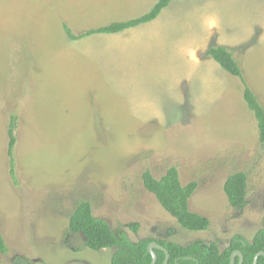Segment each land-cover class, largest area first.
Masks as SVG:
<instances>
[{"label": "rangeland", "instance_id": "obj_1", "mask_svg": "<svg viewBox=\"0 0 264 264\" xmlns=\"http://www.w3.org/2000/svg\"><path fill=\"white\" fill-rule=\"evenodd\" d=\"M157 0H0V264H110L68 231L87 200L131 243L187 246L264 230V147L244 86L205 56L225 47L264 109V0H175L135 32L93 35L138 18ZM15 119L13 175L7 127ZM174 166L196 182L189 209L208 229L181 228L142 186ZM247 175L242 207L227 177ZM137 226L136 232L129 227Z\"/></svg>", "mask_w": 264, "mask_h": 264}, {"label": "trees", "instance_id": "obj_2", "mask_svg": "<svg viewBox=\"0 0 264 264\" xmlns=\"http://www.w3.org/2000/svg\"><path fill=\"white\" fill-rule=\"evenodd\" d=\"M175 0H157L151 9L144 15L123 22H114L109 25L90 29L81 35H73L64 26V33L70 41L81 40L93 35H114L126 30L134 29L156 20L161 12ZM205 56L212 59L223 71L232 77L240 80L243 89V101L248 110L253 114L257 125L258 143L264 147V109L258 99L247 86L242 69L233 55L222 46L210 47ZM15 119H11L7 127V155L9 157V175L15 181L13 175V150L15 147L14 129ZM143 188L154 196L160 207L176 223L187 231L200 232L208 229L209 222L206 218L193 213L189 209V200L197 188L196 182H189L182 185L179 174L174 166L167 168L164 174L156 179L150 171L145 170L141 175ZM247 175L243 172L230 174L224 182L223 193L230 207L238 209L242 207L246 199ZM136 232L137 226L129 227ZM68 231L71 234L81 236L85 248L98 252L103 249H114L110 264H150L151 256L147 252V246L154 242L163 248L169 255L167 264H229L233 252H240L242 255L241 264H252L254 256L258 252L264 253V230L256 233L250 242L239 236H234L230 244L223 251H220L216 243L205 245L201 242H193L187 246H180L163 240L147 239L137 243H131L126 234L122 231L112 232L108 225L101 219L95 218L92 214V207L89 201L80 200L76 203L74 210L68 218ZM7 251L6 245L0 233V254ZM156 256L155 264H163L165 254L161 250H154ZM239 258H235L238 264ZM257 264H264V258L259 257Z\"/></svg>", "mask_w": 264, "mask_h": 264}, {"label": "water", "instance_id": "obj_3", "mask_svg": "<svg viewBox=\"0 0 264 264\" xmlns=\"http://www.w3.org/2000/svg\"><path fill=\"white\" fill-rule=\"evenodd\" d=\"M161 250L162 252H164L165 254V258H164V261H163V264H167L168 261H169V255L168 253L161 247L157 246L154 242L150 243L148 246H147V252L149 253V255L151 256V262L150 264H155L156 263V256H155V253H154V250ZM238 257L239 260H238V264H241L242 262V255L240 252H233L231 254V257H230V263L229 264H235V258ZM259 257H263L264 258V253L263 252H258L254 258H253V262L252 264H257V259Z\"/></svg>", "mask_w": 264, "mask_h": 264}, {"label": "crops", "instance_id": "obj_4", "mask_svg": "<svg viewBox=\"0 0 264 264\" xmlns=\"http://www.w3.org/2000/svg\"><path fill=\"white\" fill-rule=\"evenodd\" d=\"M160 16V15H159ZM153 22V21H152ZM148 24V23H147ZM147 24H144V25H147ZM144 25H140V26H138V27H136V28H134V29H130V30H126V31H131V32H133L134 30L136 31L139 27H141V26H144ZM134 31V32H135ZM125 32V31H124ZM124 32H122V33H124ZM114 35H117V34H114Z\"/></svg>", "mask_w": 264, "mask_h": 264}]
</instances>
